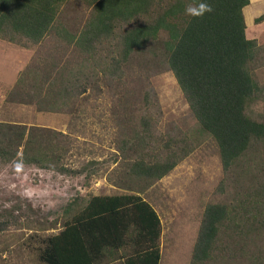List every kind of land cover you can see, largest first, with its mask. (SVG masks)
Returning a JSON list of instances; mask_svg holds the SVG:
<instances>
[{
  "label": "trees",
  "instance_id": "obj_1",
  "mask_svg": "<svg viewBox=\"0 0 264 264\" xmlns=\"http://www.w3.org/2000/svg\"><path fill=\"white\" fill-rule=\"evenodd\" d=\"M199 2L213 11L201 18L185 14ZM249 2L0 0V39L30 47L55 34L64 44L61 60L52 53L19 72L13 101L70 112L91 89H106L118 102L136 94L137 100L121 104L136 113L117 116L139 126L123 142L127 157L134 158L124 173L144 186L169 173L192 149L187 135L163 139L151 131L157 106L139 83L138 69L155 64L172 72L196 120L197 137L213 140L222 168L189 264H264V112L255 108L264 103V79L256 73L264 66V44L247 36ZM76 5L87 10L79 22L63 15ZM263 19L264 14L254 21ZM62 137L54 128L0 121V159L62 168L68 151ZM75 204H68L57 231L30 234L28 251L37 263L160 264L161 217L140 191L88 195ZM12 220V211L0 214V232ZM49 224L43 229L54 228Z\"/></svg>",
  "mask_w": 264,
  "mask_h": 264
},
{
  "label": "rangeland",
  "instance_id": "obj_2",
  "mask_svg": "<svg viewBox=\"0 0 264 264\" xmlns=\"http://www.w3.org/2000/svg\"><path fill=\"white\" fill-rule=\"evenodd\" d=\"M249 8L245 7L244 16ZM262 11L261 8L258 13ZM64 14L79 22L87 10L76 5L65 8ZM247 36L264 44V19L259 23L248 21ZM63 46L55 34L30 47L0 39V121L54 128L63 133L68 147L59 169L0 159V214L12 211L16 217L8 229L0 232V264H39L28 251L33 244L30 234L57 231L68 204L73 203L75 208V201L80 204V198L88 195L135 191H140L161 217L160 264H189L205 205L216 199L215 187L222 175L215 143L210 137H197L196 120L172 72L154 63L142 66L138 69L139 83L144 82L157 106L150 124L152 133L163 139L187 135L192 149L153 183L144 186L141 181H131L124 171L134 158L127 157L123 142L139 126H134L133 121L121 122L117 115L118 111L127 116L136 113L134 107L131 111L121 106L128 100H137L136 94L118 102L106 89L99 93L91 89L70 112L39 111L35 105L13 101L11 92L19 72L52 53L61 60L63 56L60 58L58 52H63ZM66 50L71 51L67 47ZM256 73L264 79V66ZM255 108L264 112V103ZM49 223L54 228L43 229L51 227ZM113 260L105 264H122Z\"/></svg>",
  "mask_w": 264,
  "mask_h": 264
},
{
  "label": "clouds",
  "instance_id": "obj_3",
  "mask_svg": "<svg viewBox=\"0 0 264 264\" xmlns=\"http://www.w3.org/2000/svg\"><path fill=\"white\" fill-rule=\"evenodd\" d=\"M213 11L212 5L206 2H199L195 5H189L185 9V14L192 18H201L205 13H210Z\"/></svg>",
  "mask_w": 264,
  "mask_h": 264
},
{
  "label": "crops",
  "instance_id": "obj_4",
  "mask_svg": "<svg viewBox=\"0 0 264 264\" xmlns=\"http://www.w3.org/2000/svg\"><path fill=\"white\" fill-rule=\"evenodd\" d=\"M246 7H250L249 8V12L247 13L246 17V25L248 26V21H252L254 23H256L254 20L255 18H257L258 16L264 14V0H250L249 4ZM263 9L262 13H258L259 9ZM245 9V8H244ZM260 14V15H259ZM245 20V21H246ZM261 22V21H260ZM254 38V37H253Z\"/></svg>",
  "mask_w": 264,
  "mask_h": 264
}]
</instances>
